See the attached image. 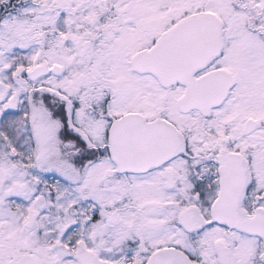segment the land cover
<instances>
[{"label":"snow or ice","instance_id":"6c2138e0","mask_svg":"<svg viewBox=\"0 0 264 264\" xmlns=\"http://www.w3.org/2000/svg\"><path fill=\"white\" fill-rule=\"evenodd\" d=\"M0 264H264V0H0Z\"/></svg>","mask_w":264,"mask_h":264}]
</instances>
